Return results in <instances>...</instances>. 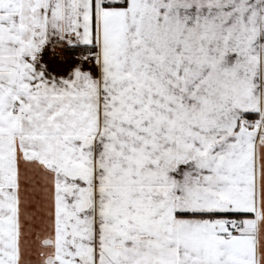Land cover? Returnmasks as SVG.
<instances>
[{
  "label": "snow or ice",
  "instance_id": "obj_1",
  "mask_svg": "<svg viewBox=\"0 0 264 264\" xmlns=\"http://www.w3.org/2000/svg\"><path fill=\"white\" fill-rule=\"evenodd\" d=\"M0 264H264V0H0Z\"/></svg>",
  "mask_w": 264,
  "mask_h": 264
}]
</instances>
